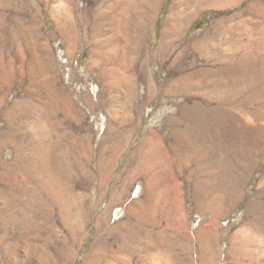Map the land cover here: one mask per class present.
I'll return each instance as SVG.
<instances>
[{"label":"rangeland","instance_id":"obj_1","mask_svg":"<svg viewBox=\"0 0 264 264\" xmlns=\"http://www.w3.org/2000/svg\"><path fill=\"white\" fill-rule=\"evenodd\" d=\"M146 182L177 264H264V0H0V264H116Z\"/></svg>","mask_w":264,"mask_h":264},{"label":"bare ground","instance_id":"obj_2","mask_svg":"<svg viewBox=\"0 0 264 264\" xmlns=\"http://www.w3.org/2000/svg\"><path fill=\"white\" fill-rule=\"evenodd\" d=\"M174 8H175V6H174ZM176 8H178V7L176 6ZM186 18H188V17H186ZM178 26H179V24H178ZM183 27H184V25H183ZM172 82L168 83L167 85L165 84L167 89H171L173 87ZM28 90H30V89H28ZM28 94H30V93L28 92ZM188 124H189V122L187 123V125ZM201 126L202 125H200V124L198 125L197 124V127L198 128H197L196 133H197V135L200 138V140H197V141H198L199 144L200 143L201 144L203 143L205 145H208L209 139L205 136V133H206V130L204 129L205 126H202V127ZM187 127H189V126H187ZM194 128H196V127H194ZM28 140H29V138H28ZM197 141H196V143H197ZM22 142H24V141H22ZM32 146H34V145H32ZM32 146H31V144L30 145L26 144L25 146H22L21 151L18 153L19 154L18 155V158L15 161V165L17 166V170L21 174V177H20V179L18 181L19 182V185L17 186V188L18 189H23L24 187H28V188L30 187L34 197H37V198L39 197L42 201H45L46 202L47 200H49V188H48L47 177L45 175V173H46L45 172L46 165L45 164H43L41 166L38 165V163L35 160L34 153L32 152ZM200 146L201 147H204V148L206 147L204 145L203 146L200 145ZM142 156H145L146 157L145 154H143ZM145 159H144V157L143 158H137V159L135 158V160H133L131 162L130 166H129V172H128V174L129 175L130 174H135L134 177H138V176H136L137 174L144 173L146 171V168L147 167L149 168V166L147 165V163H148L147 160L148 159H146V160ZM150 160H152V159H150ZM152 168H154V167H152ZM152 168H150L151 171H153ZM153 172H151L149 174H152L153 175ZM154 174H156V173H154ZM142 175H144V174H142ZM150 177H152V176H150ZM156 177L153 176V179L154 178L156 179ZM125 181L123 183H125ZM145 181H146V179H145ZM147 181H148V178H147ZM148 182H150V181H148ZM148 182L145 183L146 196H145L143 202L145 203V205H147V208L148 209L151 207L149 209V211L152 212V213H150V214H152V216L153 215L155 216L156 213H157V210H156L157 208H156V206H153V205L151 206V203H150V201L152 202V198H153L152 197V194H153L152 192L154 191L155 187L152 186V185H150L151 183H148ZM154 182L157 183V180L154 181ZM154 182H152V183L154 184ZM123 190H124V188H123ZM122 195L123 194H121L120 198H123ZM113 199H114V197H113ZM116 201H118V200H116ZM111 202H112V200H111ZM113 204H114V201H113ZM110 207H111V205H110ZM135 207H136V205H135ZM144 207H146V206H144ZM147 208H146V210L148 211ZM127 214H128V216H126L124 220L122 219L123 220L122 225L125 228V231L123 230V233L118 234L119 236H117V238L114 239L115 241H113L112 243H110L111 241H107L106 242V245L111 249L112 258L115 260L116 264H132L134 262V259L135 258H138V257H139L138 258L139 260L137 262H135V264H139L140 259H141V257L143 255L144 256H147V258L149 259V264H163L162 262H163L164 258H167L168 260H170L171 264H177V260L173 256L174 254L171 255L170 253H168V251L165 250L164 246L161 243L162 242L161 241L162 239L161 240L159 239L160 234L164 231L162 229V225L161 224H163V223L161 222V219L157 218L158 216H155L153 218L144 217L143 214H142V216H140V214L138 213V210L135 211L133 208H129V210H127ZM133 228H137V229H140V230H144V229L149 230L150 229V231H152L153 233H155L156 239L155 240H152L150 242H143L142 244H141V242L140 243L138 242V243H135L134 245L131 246V245L127 244L126 239L129 237V235H128L129 234V231H131V229H133ZM137 229H136V232H137ZM132 239H134V237H132ZM212 243H211V241H208V246L206 248L209 254H211V246H210V244H212ZM180 262H181V260H180Z\"/></svg>","mask_w":264,"mask_h":264}]
</instances>
